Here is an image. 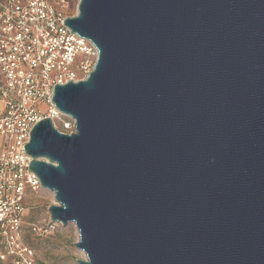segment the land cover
Listing matches in <instances>:
<instances>
[{"label": "water", "instance_id": "95a60500", "mask_svg": "<svg viewBox=\"0 0 264 264\" xmlns=\"http://www.w3.org/2000/svg\"><path fill=\"white\" fill-rule=\"evenodd\" d=\"M75 121L25 146L77 264H264V0H79Z\"/></svg>", "mask_w": 264, "mask_h": 264}, {"label": "built area", "instance_id": "2783aa9c", "mask_svg": "<svg viewBox=\"0 0 264 264\" xmlns=\"http://www.w3.org/2000/svg\"><path fill=\"white\" fill-rule=\"evenodd\" d=\"M73 2L0 0V264H36L23 227L29 196L45 190L25 146L47 118L64 134L76 132L53 103L55 87L86 80L98 59L95 45L65 25L77 14ZM58 225L49 220L33 231Z\"/></svg>", "mask_w": 264, "mask_h": 264}, {"label": "rangeland", "instance_id": "374dc122", "mask_svg": "<svg viewBox=\"0 0 264 264\" xmlns=\"http://www.w3.org/2000/svg\"><path fill=\"white\" fill-rule=\"evenodd\" d=\"M78 5L79 0H74L71 6L73 13H77ZM43 110L46 111L45 108ZM58 129L62 132L60 126ZM54 204V195L46 190L29 196L23 227L24 244L35 252L36 264H77L78 260H86L85 254L75 246L79 233L74 224H59L49 233L33 231V226L50 220L48 209Z\"/></svg>", "mask_w": 264, "mask_h": 264}]
</instances>
